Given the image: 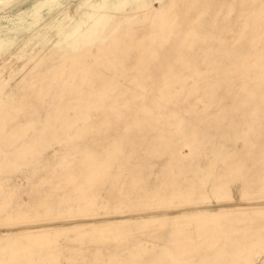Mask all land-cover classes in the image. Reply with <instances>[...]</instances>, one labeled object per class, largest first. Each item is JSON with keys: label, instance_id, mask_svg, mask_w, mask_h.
Here are the masks:
<instances>
[{"label": "rangeland", "instance_id": "1", "mask_svg": "<svg viewBox=\"0 0 264 264\" xmlns=\"http://www.w3.org/2000/svg\"><path fill=\"white\" fill-rule=\"evenodd\" d=\"M0 264H264V0H0Z\"/></svg>", "mask_w": 264, "mask_h": 264}]
</instances>
